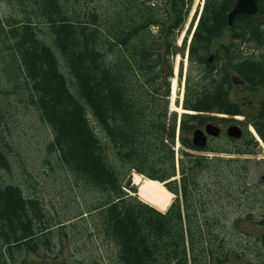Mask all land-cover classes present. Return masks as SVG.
<instances>
[{
	"label": "trees",
	"instance_id": "trees-1",
	"mask_svg": "<svg viewBox=\"0 0 264 264\" xmlns=\"http://www.w3.org/2000/svg\"><path fill=\"white\" fill-rule=\"evenodd\" d=\"M7 1L18 13L0 15V86L48 127L46 162L64 172L73 206L61 218L53 205L46 208L19 183L6 181L14 145L5 127L14 111L0 94V264H34L29 254L56 258L61 237L78 224L114 247L115 264H210V234L188 175L201 160L177 159L167 53L150 32L183 28L193 0ZM222 10L221 0H207L197 27L225 24L217 15ZM237 22L251 32L246 40L256 39L252 30L260 25L253 17ZM242 65L245 78L264 76V61L246 56ZM133 171L175 194L166 211L126 189Z\"/></svg>",
	"mask_w": 264,
	"mask_h": 264
},
{
	"label": "rangeland",
	"instance_id": "rangeland-1",
	"mask_svg": "<svg viewBox=\"0 0 264 264\" xmlns=\"http://www.w3.org/2000/svg\"><path fill=\"white\" fill-rule=\"evenodd\" d=\"M95 4L99 0H88ZM203 0H194L183 28H188L193 12L198 6L200 12ZM18 9L7 0H0V15L17 14ZM3 88V89H2ZM0 94L12 104L14 119L5 127L6 135L14 145L12 174L6 173L7 182H17L28 195L41 198L46 208L55 207L61 218L72 210L68 203L66 178L61 169L53 171L46 162V142L50 131L39 114L31 106H22L14 93L0 86ZM15 106V107H14ZM180 106L170 112H176L179 118ZM183 114V112H182ZM177 159L201 160V163L189 171L199 199V211L202 224L209 230L213 249L210 264H264V223L242 218L235 223L236 217L252 214L261 218L264 213V148H256L254 153H234L215 150H195L178 147L175 144ZM189 152L188 157L180 150ZM179 167V166H178ZM24 171L28 175H24ZM176 178H181L178 172ZM138 194V187L131 183L126 188ZM174 194V193H173ZM139 196V195H138ZM173 195V200L175 199ZM92 200L94 198H91ZM52 207L51 209H54ZM67 236L61 237V252L56 258L41 259L34 254L28 255V261L34 264H115L114 247L101 239H92L80 224L75 231L68 228Z\"/></svg>",
	"mask_w": 264,
	"mask_h": 264
},
{
	"label": "flooded vegetation",
	"instance_id": "flooded-vegetation-1",
	"mask_svg": "<svg viewBox=\"0 0 264 264\" xmlns=\"http://www.w3.org/2000/svg\"><path fill=\"white\" fill-rule=\"evenodd\" d=\"M206 1L199 13L198 6L195 8L188 28L150 30L159 43L158 50L167 53L169 105L174 106L173 111L181 108L178 135L182 116H188L187 139L181 141L178 136L177 141L195 150L264 148V76L245 78L241 74L246 56L258 63L264 61V0H256L254 14H239L231 24L228 17L237 0H221L223 10L217 15L225 24L198 28ZM243 16L253 17L260 25L252 30L256 38L252 42L244 38L245 32H251L238 25ZM196 131H201L197 142ZM242 218L264 223V213L261 218L239 215L235 223Z\"/></svg>",
	"mask_w": 264,
	"mask_h": 264
},
{
	"label": "bare ground",
	"instance_id": "bare-ground-1",
	"mask_svg": "<svg viewBox=\"0 0 264 264\" xmlns=\"http://www.w3.org/2000/svg\"><path fill=\"white\" fill-rule=\"evenodd\" d=\"M133 183L138 187L139 197L161 211H166L173 201L174 194L168 191L165 184L160 181H154L133 172Z\"/></svg>",
	"mask_w": 264,
	"mask_h": 264
},
{
	"label": "water",
	"instance_id": "water-1",
	"mask_svg": "<svg viewBox=\"0 0 264 264\" xmlns=\"http://www.w3.org/2000/svg\"><path fill=\"white\" fill-rule=\"evenodd\" d=\"M257 11L256 0H237L235 7L229 13L228 23L231 24L233 19L239 14L252 15ZM201 131L195 132L194 141L197 142V139L200 137Z\"/></svg>",
	"mask_w": 264,
	"mask_h": 264
}]
</instances>
